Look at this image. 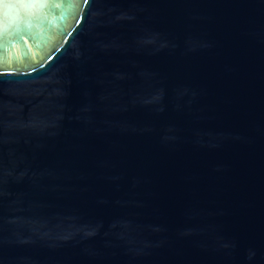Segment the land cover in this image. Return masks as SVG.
I'll return each instance as SVG.
<instances>
[{"label": "water", "instance_id": "1", "mask_svg": "<svg viewBox=\"0 0 264 264\" xmlns=\"http://www.w3.org/2000/svg\"><path fill=\"white\" fill-rule=\"evenodd\" d=\"M0 264H264V0L5 4Z\"/></svg>", "mask_w": 264, "mask_h": 264}, {"label": "clouds", "instance_id": "2", "mask_svg": "<svg viewBox=\"0 0 264 264\" xmlns=\"http://www.w3.org/2000/svg\"><path fill=\"white\" fill-rule=\"evenodd\" d=\"M17 0H0V15H2V10L5 4H11V3H16Z\"/></svg>", "mask_w": 264, "mask_h": 264}]
</instances>
